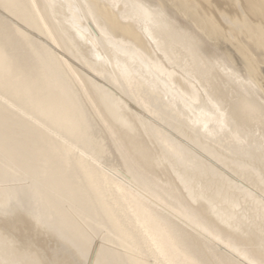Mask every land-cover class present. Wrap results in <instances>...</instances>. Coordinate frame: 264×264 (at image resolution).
<instances>
[{
    "label": "bare ground",
    "instance_id": "1",
    "mask_svg": "<svg viewBox=\"0 0 264 264\" xmlns=\"http://www.w3.org/2000/svg\"><path fill=\"white\" fill-rule=\"evenodd\" d=\"M80 1L0 0V264H264V0Z\"/></svg>",
    "mask_w": 264,
    "mask_h": 264
},
{
    "label": "rangeland",
    "instance_id": "2",
    "mask_svg": "<svg viewBox=\"0 0 264 264\" xmlns=\"http://www.w3.org/2000/svg\"><path fill=\"white\" fill-rule=\"evenodd\" d=\"M78 1H80V0H78ZM80 3H82V0L80 1ZM83 9H84V7L83 6H81ZM85 10V9H84ZM82 30H83V33H84V37H82V40H81V43L84 45V46H91V41H92V39L94 38L95 40H96V46H95V49H92V53L94 54V55H96V54H99L103 59H107V53H108V51H109V45H110V43L111 44H113L115 47H116V49H117V52H120L118 49H120L121 48V45H119L120 44V42L117 40V42L119 43H117L116 42V40L115 39H112V38H106V37H104L99 31H98V29L94 26V24H92V22L91 21H86L85 23H84V26H83V28H82ZM75 33L76 34H78L77 32H76V30H75ZM79 35V34H78ZM92 74L94 75V76H98L97 75V73H94V72H92ZM260 77V76H259ZM261 78V77H260ZM138 110H139V112H141L142 113V117L144 116H146V120L148 121V122H150V123H152V121H151V116H150V113L148 112V110L145 108V107H140V108H138ZM146 120H145V122H146ZM146 125L147 126H150V124L149 123H147L146 122ZM119 167V168H118ZM112 171H114V173H118V175H121V176H123V177H125L126 178V176H127V173H126V171L122 168V167H120V166H117V167H115V168H113L112 169ZM119 171V172H118ZM116 173V174H117ZM120 173V174H119ZM96 240H98V238L96 239Z\"/></svg>",
    "mask_w": 264,
    "mask_h": 264
}]
</instances>
